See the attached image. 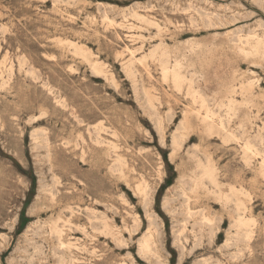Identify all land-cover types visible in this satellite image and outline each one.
<instances>
[{"label":"rangeland","instance_id":"rangeland-1","mask_svg":"<svg viewBox=\"0 0 264 264\" xmlns=\"http://www.w3.org/2000/svg\"><path fill=\"white\" fill-rule=\"evenodd\" d=\"M251 37L264 40V0H0V264H264L261 157L245 162L242 139L182 140L193 105L163 76L183 79L186 57L227 129L264 149V55L238 51ZM231 83L227 117L213 101ZM198 162L217 184L195 188Z\"/></svg>","mask_w":264,"mask_h":264},{"label":"bare ground","instance_id":"bare-ground-1","mask_svg":"<svg viewBox=\"0 0 264 264\" xmlns=\"http://www.w3.org/2000/svg\"><path fill=\"white\" fill-rule=\"evenodd\" d=\"M231 4V3H230ZM136 14V13H135ZM138 15V14H137ZM136 16V15H135ZM139 17H141V15L139 16ZM131 35V34H130ZM130 35H128V36H130ZM134 36V35H133ZM252 36H254V35H252ZM132 37V36H131ZM252 38V37H251ZM254 38V37H253ZM253 38H252V40L250 41H248V38H246L247 39V41H246V43H247V47H239L238 46V51L240 52V53H242L244 56H250V55H252V54H256V55H264V40L262 41L261 39H255V40H253ZM255 38H256V35H255ZM258 38V37H257ZM250 39V38H249ZM245 40V39H244ZM67 42H68V40H67ZM69 42H71V40L69 41ZM74 43V42H73ZM75 43H77V41L75 42ZM189 43H191V42H189ZM239 43H241V42H239ZM72 44V42L70 43V45ZM159 44H160V42H159ZM162 44V43H161ZM200 44V43H199ZM198 44V45H199ZM242 44V43H241ZM240 44V45H241ZM76 44H74L73 46H74V48L76 47L75 46ZM81 45H84V44H80V45H78V46H81ZM191 45V44H190ZM190 45H188V46H190ZM194 45V44H193ZM238 45V44H237ZM187 46V47H188ZM195 46V45H194ZM82 47V46H81ZM84 47V46H83ZM82 47V48H83ZM156 47V46H155ZM154 47V49H156ZM161 47V46H160ZM187 47L185 48L184 47V49H187ZM192 48H193V46H191ZM197 47V46H196ZM78 48V47H77ZM86 48V47H85ZM191 48V49H192ZM198 48V47H197ZM197 48H194V49H197ZM79 49V48H78ZM81 49V48H80ZM84 49V48H83ZM87 49V48H86ZM126 49H128V48H126ZM165 49V48H164ZM178 49H179V47H178ZM190 49V48H189ZM199 49V48H198ZM82 50V49H81ZM151 50V49H150ZM157 50H158V48H157ZM168 50V49H167ZM169 50H171V49H169ZM168 50V51H169ZM188 50V49H187ZM193 50V49H192ZM78 51V50H77ZM153 51H155L156 52V50H153V48H152V51H151V53H153ZM179 51H181V50H179ZM185 51V50H184ZM191 51V50H190ZM195 51V50H194ZM80 52V51H79ZM84 52H85V50H84ZM132 52V51H131ZM130 52V53H131ZM134 52V51H133ZM159 52H161V51H159ZM162 52H163V50H162ZM172 51H170L169 53H171ZM183 52V51H182ZM197 52V51H196ZM82 53H83V50H82ZM164 53H165V50H164ZM164 53H161V54H164ZM167 53V52H166ZM169 53H167L168 54V58H169ZM184 53V52H183ZM182 53V54H183ZM190 53V52H189ZM195 53V52H194ZM88 54V53H87ZM149 54V53H148ZM161 54L158 56V54L156 55V56H158V57H160L161 56ZM167 54H165V55H167ZM172 54V53H171ZM177 54V53H176ZM175 54V55H176ZM181 54V53H180ZM82 55V54H81ZM134 55V53L132 54V55H130V57H132ZM173 55V54H172ZM256 55H254V56H256ZM85 56H86V54L84 55V58H85ZM147 56H150V55H147ZM155 56V55H154ZM155 56V57H156ZM196 56H197V54H196ZM130 57L128 58V59H130ZM163 57H165L164 55H163ZM183 58V68H181L182 70H183V79H182V75H181V73H180V69L178 68L179 66H176L175 68H171V70H169V68L167 69V68H163L162 67V65H161V67L163 68V72H164V75H163V73H162V75L165 77V76H167V75H170L171 76V78H172V81H173V83L175 84V85H180L181 83H182V80H183V95L184 96H186V95H188L189 96V100L188 101H190L191 102V104L193 105L191 108L190 107H187V106H184L183 107V117H180V118H182L183 119V139H182V136H181V139L182 140H184L185 138H187V137H189V135L191 134V133H195L196 134V137L197 138H199V139H203V140H205V139H207V138H210V137H218V138H220L222 141H224V142H227V141H230V140H238V139H242V141H243V143L241 144V153H242V155L245 157V162H246V158H248V160H249V157H251V156H256V155H258V156H260L261 157V160L259 161V163H258V173H257V175L259 174V175H261L262 177H264V149H261L260 147H258V145H256V143H253V141L249 138V137H247V136H245V135H243L242 134V136H238V135H236L233 131H231V130H229V129H227V125L223 122V120H224V118L221 116V115H218V112H216L212 107H211V104L212 103H210V101H211V99L210 98H208L207 97V95H205L204 93H202L201 91H200V89H199V87L195 84V80H194V78L192 77V76H190V77H187L186 75H185V73H184V65L186 64V62H187V58L186 57H184V56H182ZM199 57V56H198ZM88 58V57H87ZM86 58V59H87ZM133 58V57H132ZM140 58H144V57H139V59ZM146 58V57H145ZM144 58V59H145ZM151 58H152V56H151ZM157 58V57H156ZM165 58H167V56L165 57ZM165 58H158V59H160L159 61H163V60H161V59H165ZM194 58V57H193ZM192 58V59H193ZM196 58V57H195ZM136 59H138V57L137 58H135L134 60H132V59H130V60H132L134 63L136 62ZM143 59V60H144ZM157 59V60H158ZM175 59V58H174ZM88 60V59H87ZM154 60H156V59H154ZM156 60V61H157ZM170 60V59H169ZM176 60V59H175ZM200 60V59H199ZM198 60V61H199ZM138 61V60H137ZM165 61H167V60H165ZM177 61V60H176ZM182 61V60H181ZM193 61H194V59H193ZM196 61V60H195ZM126 62V61H125ZM131 62V61H130ZM129 61H127V63H130ZM141 62H143L142 60H141ZM158 62V61H157ZM170 62V61H169ZM179 61H177L176 63L177 64H179L178 63ZM99 63V62H98ZM98 63H96V61H95V66L96 67H99V66H97V64ZM127 63H126V65H127ZM134 63L133 64H129V65H132V67H133V65H134ZM159 63V62H158ZM164 64H165V62H163ZM175 62L173 61V64H174ZM182 63V62H181ZM191 63H192V60H191ZM202 63V62H201ZM94 64V63H93ZM101 64V63H100ZM123 64H124V62H123ZM167 64H168V62H167ZM198 64V63H197ZM200 64V63H199ZM198 64V65H199ZM126 65H124V67L126 66ZM129 65H127V67L130 69V67L131 66H129ZM182 65V64H181ZM189 65H191V66H193L192 64H189ZM104 66V65H103ZM123 66V65H122ZM167 66V65H166ZM188 66V65H187ZM95 67V68H96ZM125 68V69H128V68ZM160 67V68H161ZM165 67V66H164ZM93 69V68H92ZM200 69V68H199ZM94 70V69H93ZM195 70V69H194ZM95 71V70H94ZM98 71H100V69L98 70ZM104 71V70H103ZM125 71H127V70H125ZM130 73H131V71L130 70H128ZM160 71H162V69H160ZM107 72V71H106ZM106 72H103L104 74L106 73ZM128 72V73H129ZM132 72H133V70H132ZM97 73H99V72H97ZM102 73V72H101ZM127 73V74H128ZM130 73H129V75H130ZM194 73H195V71H194ZM193 73V74H194ZM236 74V73H235ZM196 75H198V74H196ZM133 76V75H132ZM195 77V76H194ZM166 78H168V77H166ZM165 78V79H166ZM197 78V77H196ZM169 79V78H168ZM235 80V79H234ZM165 81V80H164ZM168 82V81H167ZM170 82V81H169ZM252 82V81H251ZM250 82V83H251ZM172 83V84H173ZM244 84L245 83H243L242 85L244 86ZM174 85V86H175ZM233 85H234V83H231L230 85H227V86H224L223 87V91H224V95L221 97V98H219V99H216V100H212L213 102H216L217 104H218V106L220 107L221 106V109H223V108H225V111L227 112V117H229V116H231V115H234V114H236V112H237V110H238V106H237V104L235 103V99H234V93L235 92H237L236 90H235V87H233ZM173 86V88L175 89V87ZM238 87H242V86H238ZM181 87H179V89L177 88V91L179 92L181 89H180ZM238 89V88H237ZM239 90H241V93L244 95V101H246L247 103L249 102V101H247V100H250L251 99V101H252V98H253V96H254V92H253V88H252V86H251V84H247L246 83V86L245 87H243V88H241V89H239ZM144 91H146V90H144ZM147 92V91H146ZM180 92H182V91H180ZM150 93V92H149ZM239 93V92H238ZM263 93V92H262ZM146 94V93H145ZM148 94V93H147ZM236 94V93H235ZM240 94V93H239ZM241 94V95H242ZM258 95H259V93H258ZM147 96V95H146ZM150 97H151V95H149ZM148 96V97H149ZM262 96H264V95H262ZM260 97V96H259ZM155 98V97H154ZM262 98V97H261ZM149 99V98H148ZM151 99H152V97H151ZM151 99H149V100H151ZM186 99H187V97H186ZM256 99H257V97H256ZM259 99V98H258ZM149 100H147V101H149ZM219 100V101H218ZM153 101H154V99H153ZM187 101V100H186ZM187 101V102H188ZM237 101V100H236ZM155 102V101H154ZM238 102H240V101H238ZM253 102V101H252ZM147 103H149V102H147ZM244 103V102H243ZM249 104V103H248ZM150 105H152V104H150ZM149 105V106H150ZM153 105H154V103H153ZM216 105V104H215ZM222 105H225V107H223L222 108ZM190 106V105H189ZM155 107V106H154ZM217 108V107H216ZM219 109V108H218ZM156 115V114H155ZM154 115V116H155ZM158 116V115H157ZM226 117V118H227ZM157 118V117H156ZM216 119H218L219 120V123H216L215 122V120ZM247 119H248V117L246 116V115H244L243 117H242V120L243 121H247ZM181 120V119H180ZM158 121H160V120H158ZM182 121V120H181ZM180 122V121H179ZM158 123V122H157ZM160 123V122H159ZM159 125V124H158ZM179 125V124H178ZM182 125V124H181ZM178 127V126H177ZM180 127H182V126H180ZM263 128V127H262ZM179 129V128H178ZM177 129V130H178ZM181 129V128H180ZM262 130H264V128L262 129ZM175 131V130H174ZM180 130H178V132H179ZM178 132L176 133V134H178ZM181 132V131H180ZM173 134H174V132H173ZM180 134V133H179ZM179 136V135H178ZM262 132H261V130L260 129H258V131H257V134L255 135V138L258 140V142H261V139H262ZM180 137V136H179ZM172 140H173V143H174V139L173 138H171ZM176 140V139H175ZM181 140V141H182ZM98 141V140H97ZM96 141V142H97ZM100 142V141H99ZM98 142V143H99ZM201 142H202V140H201ZM178 143H179V139H178ZM181 144H179V146H180ZM175 146V145H174ZM196 146H197V144H196ZM194 147H195V145H194ZM195 148H198V146L197 147H195ZM195 148H193L194 150H196ZM202 150V149H201ZM205 150V149H204ZM196 151H199V150H196ZM203 151V150H202ZM173 153V152H172ZM174 153H175V151H174ZM173 153V154H174ZM192 154H194L195 155V153L192 151L191 152ZM197 155V154H196ZM204 155H206V153L204 154ZM208 155V154H207ZM198 156V155H197ZM172 157V156H171ZM208 157H209V155H208ZM118 159V158H117ZM199 160V159H198ZM212 160V159H211ZM116 161V160H115ZM181 161V160H180ZM207 162V161H206ZM249 162V161H248ZM117 163H118V161H117ZM121 163V162H120ZM199 163V162H198ZM198 163H197V165H198ZM212 164H214L215 162H211ZM180 164H181V162H180ZM210 163H208V164H206V165H200V163H199V167H200V171H201V176L200 177H192V183H193V185L195 186V188L196 187H198L200 184H202L201 182L204 180L203 178L204 177H206V178H208L209 180H210V182H212V183H214V184H217V180H216V176H217V178H218V175H216L215 176V171L217 172V170H215L214 171V166H215V164H214V168L211 166V165H209ZM179 166V164H177V166L176 167H178ZM184 166V165H183ZM112 167V166H111ZM185 167H186V165H185ZM217 167V166H216ZM179 168H180V166H179ZM198 168V167H197ZM217 168H219V166L217 167ZM221 169V168H220ZM177 170H178V168H177ZM182 170V169H181ZM184 170V169H183ZM199 170V169H198ZM221 172V170H219L218 169V172ZM183 172H185V171H183ZM203 177V178H202ZM190 178V177H189ZM201 178L203 179V180H201ZM221 182V181H220ZM220 184V183H219ZM228 184V183H227ZM226 184V185H227ZM230 184V183H229ZM228 184V185H229ZM234 184V183H233ZM230 185H232V182H231V184ZM235 185V184H234ZM233 185V186H234ZM240 185V184H239ZM194 186H193V188H194ZM212 186V185H211ZM222 186V185H221ZM220 186V187H221ZM242 186V185H241ZM213 187H214V185H213ZM215 187H216V185H215ZM229 186H227L226 187V189L228 188ZM136 188H138L139 190H140V192L142 191V192H144L145 190V188H143V186H137ZM193 188L191 189V190H193ZM194 188V189H195ZM222 189H223V187H221ZM231 188L233 189V187L231 186ZM239 188H240V186H239ZM215 189V188H214ZM218 189V188H217ZM229 189H230V187H229ZM234 189H235V187H234ZM237 189V188H236ZM251 189V188H250ZM228 190V189H227ZM226 190V191H227ZM242 190H243V187H242ZM246 190V189H245ZM244 190V191H245ZM212 191H214L213 189H212ZM233 191V190H232ZM232 191H230V192H232ZM235 191V190H234ZM244 191H242V192H244ZM237 192V191H236ZM235 192V193H236ZM239 192V191H238ZM245 192H247V191H245ZM226 193V192H225ZM228 193V192H227ZM226 193V194H227ZM248 193V192H247ZM246 193V194H247ZM185 194V193H184ZM216 195H217V193H215ZM226 194H225V197H226ZM231 195V194H230ZM244 195V194H243ZM249 195V194H248ZM186 196V195H185ZM221 196V195H220ZM233 196H235L234 195V193H233ZM239 196H241V195H239ZM245 196V195H244ZM243 196V197H244ZM224 197V196H223ZM247 197V196H246ZM186 198H189V197H186ZM217 198V197H216ZM219 198V197H218ZM240 198V197H239ZM221 199V198H220ZM225 199V198H224ZM235 199V198H234ZM229 200V199H228ZM225 201V200H224ZM239 201H241V200H239L238 199V201H236L237 203L239 202ZM228 201H226V203H227ZM232 202V201H231ZM231 202H229V203H231ZM225 203V204H226ZM235 203V202H234ZM240 203H242V202H240ZM224 204V205H225ZM233 204V203H232ZM243 204H244V201H243ZM237 205V204H236ZM233 206H235V205H233ZM238 206H241V205H238ZM244 206V205H243ZM242 206V207H243ZM227 207V206H226ZM239 208V207H238ZM142 209V208H141ZM243 209V208H242ZM246 209V208H245ZM235 211V210H234ZM242 211H244V210H242ZM241 211V212H242ZM187 212H188V210H187ZM237 212V211H236ZM245 212V211H244ZM244 212L242 213V214H244ZM200 214H201V212H200ZM207 214V213H206ZM187 215H189L190 216V214H188L187 213ZM237 215H240V213L239 214H237ZM202 217H203V215H202ZM204 217H205V215H204ZM243 217V216H242ZM206 218H208V216L206 217ZM241 217L239 216V218H237L238 219V223L236 224L237 226L238 225H247L246 224V221H248V220H246V221H244L243 219H240ZM200 219H201V215H200ZM200 219H199V221H200ZM205 219V218H204ZM210 219V218H209ZM237 219L235 220V221H237ZM52 220V219H51ZM202 220H203V218H202ZM201 220V221H202ZM250 220V219H249ZM50 221V220H49ZM209 221V220H208ZM205 221H203L202 223H204ZM52 223H54V222H52ZM56 223V222H55ZM59 223V222H58ZM206 223V222H205ZM208 224H211V221H209V223ZM55 225V224H54ZM56 225H57V223H56ZM60 226H63V225H60ZM248 226V225H247ZM57 227H59L58 225H57ZM57 227H56V231H57ZM60 228V227H59ZM59 228H58V230H59ZM241 228V227H240ZM246 228V227H245ZM244 228V229H245ZM242 229V228H241ZM247 229H249V228H247ZM246 229V230H247ZM52 230V229H51ZM60 230H61V228H60ZM64 230V229H63ZM245 230V231H246ZM54 231H55V228H54ZM62 231V230H61ZM61 231H59V232H61ZM49 232H51V233H53L52 231H50L49 230ZM63 232V231H62ZM246 233V232H245ZM244 233V234H245ZM50 234V233H49ZM55 234H57V233H55ZM149 234V233H148ZM59 235H60V233H59ZM128 235V234H127ZM146 235L147 234H145V236H143V237H146ZM148 236V235H147ZM245 236H246V234H245ZM57 237V236H56ZM55 238V237H54ZM61 238V237H60ZM150 238H143V240H141V242L139 243V249H140V251L141 252H148V251H150L151 250V242H150ZM69 241V240H68ZM152 241V240H151ZM59 242V241H58ZM61 242H62V240H61ZM67 242V241H66ZM63 243V242H62ZM69 243V242H68ZM59 244L62 246V244L59 242ZM58 244V245H59ZM66 245H67V243H65ZM72 244V243H71ZM75 244V243H74ZM153 244H154V241H153ZM156 244V243H155ZM155 244L153 245V247L155 246ZM69 245V244H68ZM60 246V247H61ZM156 246H157V244H156ZM67 247V246H66ZM69 248V247H68ZM72 248H74V247H72ZM156 248V247H155ZM65 249V248H64ZM67 249V248H66ZM69 249H71V248H69ZM67 251H68V249H67ZM140 252V253H141ZM72 253V252H71ZM149 253V252H148ZM69 255H70V251H69ZM72 255H70V257H71ZM64 257V256H63ZM62 257L60 256V258L58 259V261L61 259ZM69 258V257H68ZM63 260V259H62ZM64 260H65V258H64ZM72 260L73 261H76L77 260V258H76V260L75 259H73L72 258ZM72 260H71V262H72ZM60 262H61V260H60ZM66 262V261H65ZM65 262H62V264L64 263L65 264ZM58 263V262H57ZM59 264V263H58ZM67 264V263H66ZM69 264H70V259H69ZM73 264H74V262H73Z\"/></svg>","mask_w":264,"mask_h":264}]
</instances>
